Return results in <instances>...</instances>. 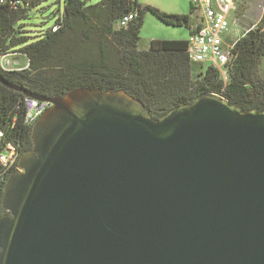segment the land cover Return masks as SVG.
Wrapping results in <instances>:
<instances>
[{"label": "water", "instance_id": "obj_1", "mask_svg": "<svg viewBox=\"0 0 264 264\" xmlns=\"http://www.w3.org/2000/svg\"><path fill=\"white\" fill-rule=\"evenodd\" d=\"M0 83L52 104L6 183L0 264H264V112Z\"/></svg>", "mask_w": 264, "mask_h": 264}, {"label": "trees", "instance_id": "obj_2", "mask_svg": "<svg viewBox=\"0 0 264 264\" xmlns=\"http://www.w3.org/2000/svg\"><path fill=\"white\" fill-rule=\"evenodd\" d=\"M41 2L32 0L30 8L17 11L0 5V55L19 52L29 60L21 71L6 72L0 67L9 84L48 99L63 98L79 89L124 92L156 119L205 94L224 97L245 112H264V14L257 28L242 37L233 50L229 81L225 83L216 68L203 71L204 64L190 60L189 40H153L148 50L139 48L147 12L169 26L187 28L192 35L197 25L192 5L190 15H181L162 12L138 0H101L95 4L65 0L64 12L45 34L21 35L22 27L16 24L28 18ZM252 2L245 0L243 4ZM130 13L135 19L121 27V20ZM55 26L57 31H53ZM194 65L201 70L197 78ZM24 97L0 83V128L5 131L0 151L13 144L19 160L34 146L33 128L24 125L23 113L16 112ZM19 160L9 177L19 167Z\"/></svg>", "mask_w": 264, "mask_h": 264}, {"label": "built area", "instance_id": "obj_3", "mask_svg": "<svg viewBox=\"0 0 264 264\" xmlns=\"http://www.w3.org/2000/svg\"><path fill=\"white\" fill-rule=\"evenodd\" d=\"M32 0H0V5H7L12 10L28 9ZM264 1V0H263ZM195 9L197 25L189 39V58L193 63H201L219 70L225 83L229 81V67L233 61V50L239 40L256 29L264 14V3L258 22L244 24L241 15L239 0H190ZM135 19L130 13L120 22L121 27H127ZM57 31V27L53 28ZM264 32V29L262 30ZM16 56H25L19 52H9L0 55V67L3 71H21L28 67L17 66ZM26 57V56H25ZM264 65V57H263ZM52 107L49 102L39 101L31 97L16 105L17 114L23 113L25 126L34 127L41 117ZM17 116L15 117V122ZM14 122V123H15ZM5 138V131L0 128V143ZM19 160V153L13 144H8L0 151V212L2 209L1 197L9 179V173ZM19 170V167H16ZM16 170V171H17Z\"/></svg>", "mask_w": 264, "mask_h": 264}, {"label": "rangeland", "instance_id": "obj_4", "mask_svg": "<svg viewBox=\"0 0 264 264\" xmlns=\"http://www.w3.org/2000/svg\"><path fill=\"white\" fill-rule=\"evenodd\" d=\"M39 5L34 7L30 16L16 24V27H22L21 35L25 34L31 37H41L46 31L51 29L64 12L65 0H40ZM89 3L95 4L101 0H87ZM245 1V0H244ZM239 0L240 11L243 12L244 24H252L260 19L263 0H253L250 5ZM142 5H151L158 8L162 12L168 14L190 15L191 2L190 0H138ZM249 6V8H246ZM192 21L195 18L192 16ZM190 31L185 27L169 26L157 18L154 14L147 12L145 15V23L141 30V41L139 48L142 50L150 48L152 40H189ZM17 66L25 67L28 63L27 57L16 56ZM208 66H204L205 71ZM200 68L197 65L193 66L194 78H197L200 73ZM203 73V72H202Z\"/></svg>", "mask_w": 264, "mask_h": 264}, {"label": "flooded vegetation", "instance_id": "obj_5", "mask_svg": "<svg viewBox=\"0 0 264 264\" xmlns=\"http://www.w3.org/2000/svg\"><path fill=\"white\" fill-rule=\"evenodd\" d=\"M21 171V170H20ZM7 186V185H6ZM6 186H5V188H4V190L6 189ZM4 192L5 191H3V194H2V197H1V204L3 203V199H4ZM12 218L13 216H12V214L10 213V212H8V211H6V210H4L3 208L1 209V212H0V220H4L5 218ZM1 251H2V248L0 247V253H1Z\"/></svg>", "mask_w": 264, "mask_h": 264}, {"label": "crops", "instance_id": "obj_6", "mask_svg": "<svg viewBox=\"0 0 264 264\" xmlns=\"http://www.w3.org/2000/svg\"><path fill=\"white\" fill-rule=\"evenodd\" d=\"M152 41H153V40H152ZM152 41H151V42H152ZM151 42H150V45H151ZM142 50H143V49H142ZM144 50H148V49H144Z\"/></svg>", "mask_w": 264, "mask_h": 264}]
</instances>
